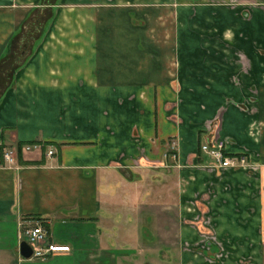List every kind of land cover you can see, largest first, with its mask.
Returning a JSON list of instances; mask_svg holds the SVG:
<instances>
[{
	"label": "crops",
	"instance_id": "obj_1",
	"mask_svg": "<svg viewBox=\"0 0 264 264\" xmlns=\"http://www.w3.org/2000/svg\"><path fill=\"white\" fill-rule=\"evenodd\" d=\"M153 3L0 0V264H264V0Z\"/></svg>",
	"mask_w": 264,
	"mask_h": 264
},
{
	"label": "built area",
	"instance_id": "obj_2",
	"mask_svg": "<svg viewBox=\"0 0 264 264\" xmlns=\"http://www.w3.org/2000/svg\"><path fill=\"white\" fill-rule=\"evenodd\" d=\"M173 149V146L170 147ZM174 150V149H173ZM200 151L209 157L210 162L207 165L218 169H241L251 166L245 155H231L227 152L224 140L217 139L215 142H206L200 146ZM52 151H48L51 155ZM175 156L174 154H171ZM15 156L13 149L0 147V167L13 166ZM24 240L32 249V256L43 258L51 253L68 252V246H61L49 243L46 240V230L38 223L33 227L26 228L23 231Z\"/></svg>",
	"mask_w": 264,
	"mask_h": 264
},
{
	"label": "rangeland",
	"instance_id": "obj_3",
	"mask_svg": "<svg viewBox=\"0 0 264 264\" xmlns=\"http://www.w3.org/2000/svg\"><path fill=\"white\" fill-rule=\"evenodd\" d=\"M58 1H60V0H58ZM91 1V3L94 5V7H88L89 8V10H90V13L92 14L93 12V14H96V10L94 9V8H96V7H99L100 9H101V0H90ZM109 1H112V0H109ZM159 1L160 0H154V3H153V6H141V7H143V8H149L148 10H151V9H153V14H154V16H159L160 15V13L162 12V7L163 6H161L160 4H159ZM99 2H100V4H99ZM151 8V9H150ZM163 8H166V6H164ZM141 9H139V11H140ZM87 10H84V12H86ZM81 17H79V19H80ZM91 23H92V21H90ZM160 22V21H159ZM155 24H154V27H157L158 28V26L156 25V22H154ZM86 25V23L85 22H75V27H78V28H81V27H86L85 26ZM69 28H73V26H72V24H70V26H68ZM171 28H172V26H170ZM159 28H161L160 26H159ZM217 118V117H216ZM212 123L213 122H207L206 123V125H210V126H212ZM11 148V147H10ZM138 197V199L140 200V197L139 196H137ZM136 201V200H135ZM131 203L133 204L134 203V201H132L131 200ZM129 205V207L131 206L130 204H128ZM126 225V224H125ZM146 241H150V239H148V238H144ZM143 238H142V241L144 240ZM129 244H126V246H124L125 248V250H129V249H133L135 246H133V244H130L129 246H128ZM141 257H143V258H141ZM141 257H139L138 258V260L136 261V264H179V261H177V260H173L172 259V255H170V259H168V260H166V259H164V260H161L159 257H157L156 258V256H150L149 254H147L146 255V253L143 255V256H141ZM155 257V258H154ZM149 258H150V260H149ZM159 258V259H158ZM146 259V260H145ZM148 259V260H147ZM204 262V261H203ZM209 263H211L212 261H208ZM253 262H250V264H252ZM131 264H134L133 262H131ZM212 264H214V262H212ZM239 264H242V262H240Z\"/></svg>",
	"mask_w": 264,
	"mask_h": 264
},
{
	"label": "water",
	"instance_id": "obj_4",
	"mask_svg": "<svg viewBox=\"0 0 264 264\" xmlns=\"http://www.w3.org/2000/svg\"><path fill=\"white\" fill-rule=\"evenodd\" d=\"M19 251L24 258H29L32 255V249L25 241L21 242Z\"/></svg>",
	"mask_w": 264,
	"mask_h": 264
},
{
	"label": "flooded vegetation",
	"instance_id": "obj_5",
	"mask_svg": "<svg viewBox=\"0 0 264 264\" xmlns=\"http://www.w3.org/2000/svg\"><path fill=\"white\" fill-rule=\"evenodd\" d=\"M208 235H211V233L208 232ZM207 245H209V248L214 251V253H212V255L215 256L217 251H219L218 248L211 242H208ZM213 256H210V259H211L212 262H214V264H223V261H217L215 258H213ZM242 264H250V262L249 261H245V262H242ZM252 264H255V263L253 262Z\"/></svg>",
	"mask_w": 264,
	"mask_h": 264
}]
</instances>
